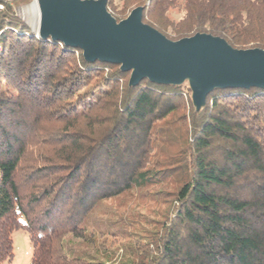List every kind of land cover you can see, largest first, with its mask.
<instances>
[{"label": "trees", "instance_id": "obj_1", "mask_svg": "<svg viewBox=\"0 0 264 264\" xmlns=\"http://www.w3.org/2000/svg\"><path fill=\"white\" fill-rule=\"evenodd\" d=\"M30 1L0 0V264L21 228L31 264H264V89H215L196 111L188 82L130 86L34 34L16 12ZM137 7L173 40L264 49V0H107L118 21ZM141 201L166 205L153 228Z\"/></svg>", "mask_w": 264, "mask_h": 264}, {"label": "water", "instance_id": "obj_2", "mask_svg": "<svg viewBox=\"0 0 264 264\" xmlns=\"http://www.w3.org/2000/svg\"><path fill=\"white\" fill-rule=\"evenodd\" d=\"M38 35L80 48L86 60L120 64L129 85L144 78L164 85L188 82L196 111L215 89H264V49L235 48L210 33L177 40L143 22V7L117 20L107 0H38Z\"/></svg>", "mask_w": 264, "mask_h": 264}, {"label": "rangeland", "instance_id": "obj_3", "mask_svg": "<svg viewBox=\"0 0 264 264\" xmlns=\"http://www.w3.org/2000/svg\"><path fill=\"white\" fill-rule=\"evenodd\" d=\"M37 1V6L34 5V2ZM16 12L19 17H21L27 24L30 26L31 30L34 34L38 35V28L40 24V10L38 5V0H31L28 4L20 5L16 8ZM192 96V93H191ZM184 111H188V109H184ZM165 123V120L159 121L158 124ZM178 146L175 145L173 147V150H177ZM156 189V188H154ZM109 204L117 203L114 199L107 200ZM143 207H140V212L144 214L146 217L145 224L143 225L144 229L153 228L154 224L152 221L159 218V216L162 214L163 210L166 208V205L164 203L156 204L154 205L153 209L151 207L152 203L150 202H144ZM124 213V210L122 211ZM122 213V214H123ZM142 219L138 211L135 213V215L130 218L129 223L136 225L139 227V224H141ZM134 239L135 236L127 237L125 240L121 239V243L119 246L122 247V245L127 243L129 240ZM13 245H14V256L13 259L10 262H5L3 264H31L32 258H33V245L31 243L30 234L25 229H17L13 233Z\"/></svg>", "mask_w": 264, "mask_h": 264}, {"label": "bare ground", "instance_id": "obj_4", "mask_svg": "<svg viewBox=\"0 0 264 264\" xmlns=\"http://www.w3.org/2000/svg\"><path fill=\"white\" fill-rule=\"evenodd\" d=\"M34 5L37 6V1L34 2Z\"/></svg>", "mask_w": 264, "mask_h": 264}]
</instances>
